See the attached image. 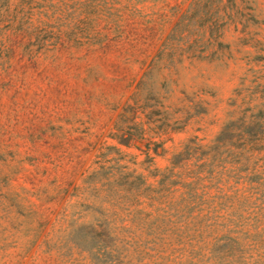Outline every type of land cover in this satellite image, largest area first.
I'll list each match as a JSON object with an SVG mask.
<instances>
[{"label":"rangeland","instance_id":"obj_1","mask_svg":"<svg viewBox=\"0 0 264 264\" xmlns=\"http://www.w3.org/2000/svg\"><path fill=\"white\" fill-rule=\"evenodd\" d=\"M0 264H264V0H0Z\"/></svg>","mask_w":264,"mask_h":264}]
</instances>
